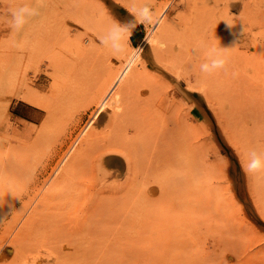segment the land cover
Segmentation results:
<instances>
[{"label": "rangeland", "instance_id": "1", "mask_svg": "<svg viewBox=\"0 0 264 264\" xmlns=\"http://www.w3.org/2000/svg\"><path fill=\"white\" fill-rule=\"evenodd\" d=\"M22 4L40 15L15 32ZM144 4L161 22L133 30L138 59L113 57L99 38ZM201 41L229 48L226 70L200 71ZM251 152L264 0H0V264H264Z\"/></svg>", "mask_w": 264, "mask_h": 264}, {"label": "clouds", "instance_id": "2", "mask_svg": "<svg viewBox=\"0 0 264 264\" xmlns=\"http://www.w3.org/2000/svg\"><path fill=\"white\" fill-rule=\"evenodd\" d=\"M132 14L134 20L126 23H111L104 34L99 38L100 45L107 48L113 57H125L129 63L138 59L140 51V49H137L129 52V40L137 24L156 26L159 25L162 19V17L155 14L147 4L134 7L132 9ZM9 15L10 28L15 32H19L31 18L39 16L40 11L38 7H33L29 4H22L10 8ZM225 22L229 29L233 27V24L230 21L225 20ZM243 32L244 28L241 29V32L238 35L233 33V35H237V42L239 36L243 35ZM199 48L204 50L207 57L206 62L200 65V71L202 73L212 74L218 70H226L228 58L224 53L229 48L221 47V45L217 46L216 44H209L204 41L200 42ZM250 154L252 159L247 164V171L258 172L264 169V160L257 157L255 152H251ZM11 207L12 206L9 205L10 209ZM5 218L6 217H0V223H3Z\"/></svg>", "mask_w": 264, "mask_h": 264}, {"label": "bare ground", "instance_id": "3", "mask_svg": "<svg viewBox=\"0 0 264 264\" xmlns=\"http://www.w3.org/2000/svg\"><path fill=\"white\" fill-rule=\"evenodd\" d=\"M129 67H130V64H127L126 65V68H125V70H123L122 68L120 69V70H118V71H116L115 73H111V74H108V80H109V83L107 84V86H106V90L108 89V91H107V94L105 95V98H103L102 97V99L100 100L101 102V105H102V103L104 102V100L106 99V97H108L109 95H110V93H111V91H114L113 92V94L112 95H110L111 96V98H110V102L109 103H111L112 101H113V103H112V105L114 106L115 104H116V102L117 101H119V99H120V95L119 94H121L120 93V87L119 88H116V85L119 83V82H121L122 81V79L124 78V76H128V75H125V73L127 72V70L129 69ZM107 69H108V67H107ZM127 74H129V73H127ZM126 78V77H125ZM129 79V78H128ZM120 85V84H119ZM123 86V85H122ZM118 87V86H117ZM93 89V88H92ZM119 90V92H118V90ZM123 89V88H122ZM98 102V101H97ZM109 105V104H108ZM111 105V104H110ZM109 105V106H110ZM112 106V107H113ZM69 170H70V167H68V168H66L65 169V172L67 173V172H69ZM36 214V213H35ZM35 217H36V215H35ZM34 217V218H35ZM34 218L32 217L27 223H30L31 221H34ZM26 227H28V225H26ZM24 230H26L25 228H24ZM24 230H22L23 231V233H24ZM21 231V232H22ZM27 232V231H26ZM23 233H21L20 234V232H19V234H18V236H19V238H22V236H23ZM17 236V237H18ZM20 240V239H19Z\"/></svg>", "mask_w": 264, "mask_h": 264}, {"label": "crops", "instance_id": "4", "mask_svg": "<svg viewBox=\"0 0 264 264\" xmlns=\"http://www.w3.org/2000/svg\"><path fill=\"white\" fill-rule=\"evenodd\" d=\"M19 117L25 121H30L33 119L34 115L32 113H21Z\"/></svg>", "mask_w": 264, "mask_h": 264}, {"label": "trees", "instance_id": "5", "mask_svg": "<svg viewBox=\"0 0 264 264\" xmlns=\"http://www.w3.org/2000/svg\"><path fill=\"white\" fill-rule=\"evenodd\" d=\"M135 37H136V33H135V35L133 36V38H134L133 41L136 43V38H135Z\"/></svg>", "mask_w": 264, "mask_h": 264}]
</instances>
